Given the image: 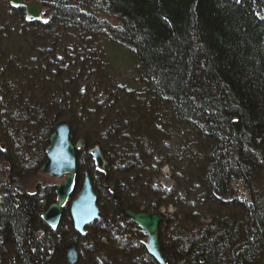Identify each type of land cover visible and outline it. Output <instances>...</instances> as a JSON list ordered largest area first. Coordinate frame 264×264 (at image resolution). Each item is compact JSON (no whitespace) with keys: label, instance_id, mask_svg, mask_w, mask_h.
<instances>
[{"label":"trees","instance_id":"16d2710c","mask_svg":"<svg viewBox=\"0 0 264 264\" xmlns=\"http://www.w3.org/2000/svg\"><path fill=\"white\" fill-rule=\"evenodd\" d=\"M38 1L44 7V22L26 21L22 7H11L9 0H0V37L11 42L4 45L6 48L0 47V168L5 163L7 174L0 184V256L7 258L3 264L11 259L12 264H62L66 238L75 234L68 208L55 228H49L39 217L54 198L52 186L37 180L34 192L30 193L27 187L21 189L28 177L32 178L30 184L37 176L42 178L36 171L44 162L45 144L58 120H65L70 126L72 140L78 137L88 147L98 145L107 161L104 173L96 172L92 166L91 171L85 172L97 194L98 207L104 196L96 184L107 174V181L115 182L114 194L125 193L126 188L131 193L137 191L129 208L139 210V202L150 210L175 206L176 211L165 215L159 228L167 264H264V197H256L254 186L256 175L260 178L258 172L264 166V0ZM108 14H112V22L105 18ZM58 31L94 38L105 36L138 57L141 73L149 77L153 88L152 102L159 105L157 110L162 115L170 113L180 125L189 128L184 144L188 145L187 164H199L195 183L185 184L182 192L178 182L168 188L159 187L154 178L161 165L168 163L166 156L162 154L152 165L154 160L149 155H144V160L133 155L145 145L155 152L163 149V138L153 142L151 136L169 133L141 122L144 113L126 120L123 108L119 111L116 107L117 98L106 90L99 93V82L89 79L91 71L86 73V80L92 86L89 90L84 86L80 92L76 79L81 78L82 72L74 68L75 63L67 56L53 55L57 44L46 46ZM72 94L77 95L75 103L67 101ZM100 94L107 97L105 102L99 99ZM131 94L124 91L119 97L126 114L137 106H145L142 100L131 99ZM11 101L16 107L22 106V101L32 102L33 112L39 113L31 115L28 107L22 109L40 130H36L37 136L27 135L44 140L40 151L37 147L36 152L27 154L34 157V162L28 163L26 154L8 151L6 123L10 120L8 114L16 112L8 105ZM40 101L49 107L37 105ZM139 131L144 135L138 136ZM204 139L211 143L207 149L190 147L194 140ZM85 150L82 147L76 154L77 168L85 158ZM126 153L131 158H113ZM96 176L100 178L95 180ZM126 176L132 187L122 186ZM2 178L0 174V182ZM76 182L80 185L78 171ZM231 183L236 186L235 194L242 192L237 198H232L233 194L228 198ZM152 184L155 188L150 189ZM161 191L165 196L159 198ZM196 191L219 204L237 208V212L232 214L218 206L212 216L208 213V223H200L197 210L180 213L185 206L169 197L173 193L195 196ZM102 210L86 226L82 239L93 234L98 240L96 247L106 251L109 246L117 247L120 264H157L147 254L137 229V239L132 241L126 229L104 218ZM169 225H173V233L162 240L163 229ZM180 230L189 235L176 237L174 233ZM134 242L137 248L142 245L137 251L144 261L132 256L137 254L132 247ZM51 246L54 253L46 258ZM96 247H79L77 261L81 258L83 264H104L89 254Z\"/></svg>","mask_w":264,"mask_h":264},{"label":"rangeland","instance_id":"374dc122","mask_svg":"<svg viewBox=\"0 0 264 264\" xmlns=\"http://www.w3.org/2000/svg\"><path fill=\"white\" fill-rule=\"evenodd\" d=\"M54 36L55 37H53V39L51 41L47 42L46 46L53 47L54 45L57 44L55 46L56 48L53 49V55H55V56L58 55L61 57L63 56L64 58H65V56H67L68 58H70L71 61H73V63H75L74 68L75 69L78 68L80 70V72H82L81 78L76 79V84L80 87V88H78V90L80 92H83L82 88L84 86H88V90L92 86V82L89 80H86V78H87L86 73L88 71H91L92 74L89 76V79H92L94 82H99V84H98L99 93L101 92V90H106L108 95H111V97L115 96L117 98L118 102L116 104V107L118 108L119 111H121L123 108V112H124L123 116L126 115L124 117L126 120L135 119L136 116H139L138 115L139 113L140 114L144 113L143 116H145V117L142 120L140 118L141 122L146 123V124L149 123L150 128L153 127L154 130H158V129L161 131L165 130V133H169L167 135H164L162 133L159 136H157V135L151 136L154 139L153 142L156 141L158 138H160V139L163 138L162 139V142L164 144L162 147L163 149H159V151L157 150L155 152L153 149L150 150L149 145L144 146V155L145 156L149 155L150 156L149 159L151 158L150 160H152V159L154 160V162H152V165L155 162L157 163V160L160 159L162 154L164 156H166L165 158H166L168 163L161 165L159 174L154 178L155 181H157L158 184H160L159 187L161 188V186H162V187L168 188V187H171L173 184L174 185L177 184V182H178L179 189L182 192V190H183L182 188L185 184L192 183V182L195 183V176L199 172V171H197L198 170L197 167H199L198 166L199 164H196V162L192 163V165L187 164L189 162V160H187V158H186L187 154H188V150H187L188 145L184 144V136L187 135L186 131L189 128L183 124L180 125L175 120V118L174 119L172 118L170 113L168 115H166V114L162 115V113L160 114L161 111L157 110L159 105L156 104L155 102H152L150 95H149V98H146V99L142 96L143 89H142V86H141V83L139 80L140 78H139V74H138V69H137V67H135V65L132 63L131 58L126 53L127 49L122 45H118V42L114 43L110 39H108L107 37L102 36V35L101 36L103 38L99 37V36L97 38H94L92 36H89L88 34H87V36H81L78 34L74 35L73 33L69 34L67 31H64V32L58 31V35L56 32V34ZM93 39H98V40L96 41ZM25 40L26 39H24V41ZM42 40H39V41H42ZM9 43H11V42L10 41L5 42L4 45H8ZM62 63L65 65V63H67V62L65 60ZM4 82H7V80H4ZM122 89H124L126 92L132 93L130 95L131 99H134V97H135V99L142 100V102L145 103V106H142V107L137 106L135 111H129V113L126 114L127 113L126 109H125V107L122 106V101H120V98H119L120 94L124 93V91ZM75 97H77V95L72 94L70 96V98L67 99V101L75 103L76 102V100L74 99ZM100 97H101V94H100ZM99 99L105 102L107 97H101ZM14 102L15 101H11L10 104H8L9 106H11L10 109L12 107H14V109H16V112L11 111L8 114L10 116L9 117L10 120L6 123L7 124L6 131L4 133L6 135V138H8V140L10 139L8 141V143H9L8 144V151L15 150L18 153H23L26 155L28 153H32L33 151L36 152L35 149H37V147L39 149L38 151H40L44 146L43 138H41V136L39 138H34V137H32V135H27V134L31 133V134H33V135L35 134V136H37L36 130L38 131L39 129L35 125L33 126V124L31 123V120H30V116L25 114L24 112H22V109L25 107H28V109L32 112L35 111L34 109H32L33 106H35V105H33V103L29 102V101H22V102H20V104L22 106L16 107V106H12L14 104ZM37 105L44 107V109L49 107V104H47L45 102L43 103V101L38 102ZM61 107H63V106H61ZM76 110L79 111V106L76 107ZM37 113H38V111L31 113V115H34V114L36 115ZM77 114H79V113H77ZM23 121H25V122H23ZM38 132H40V130ZM122 132H123V129H122ZM75 135L76 134L73 135L74 138H76ZM143 135L144 134L139 131L138 136H143ZM11 139H13L14 141ZM79 140L83 141V147H85L86 143L82 138L78 139V137H77L75 140L73 139V142L79 141ZM16 144H18V145L16 146ZM21 146H24V148H21ZM25 152H27V153H25ZM23 154H21V155H23ZM24 158H25V160L28 161V163L34 162L33 161L34 157L31 155H27ZM83 159H84L83 161H82V159L80 160V166L77 168L79 183H82L81 180L83 179V176L85 174H87L85 172L91 171L89 169V168H91V164H89L91 162V160L90 159L88 160L86 158H83ZM143 160H144V158H143ZM201 162L203 164L204 159H202ZM4 164L5 163H3L1 168H0V174H2V176H3L0 184H3L4 178L7 175V174H5V171H4V167H5ZM38 169H37V171H38ZM27 171L33 172V171H35V169H30V170L28 169ZM181 174L183 175L182 179L179 178V176L181 177ZM259 174H260V178H258V179L256 178L254 180V186H255V190L257 191L256 197H258V199L261 200L264 197V187H263L264 186V172L259 173ZM107 176H108V174L101 176V178L98 176L95 177V180H97V177L100 178L97 181L98 185L96 184V188H97V190L99 188V192L103 193V196L105 194H106V197L111 196L110 199L106 198L105 201L112 202L111 199L115 201V198L113 195H110L111 194L110 190L108 192H106L105 186L109 187L110 185H112L113 190H114L115 182H111L112 180L110 182L107 181ZM129 179L130 178L128 176H126L125 181L122 182V186H126L127 184H129L131 186ZM37 180L40 181V184H43L44 186L48 187V185H53V184L59 183L61 178L58 181H55L56 182L55 183L53 180H51L49 178H45V177L39 178L37 176L34 183H31V184H30V182H27V179H26V180H23L24 184H26V186H25V188L23 186V188H21V189L26 190L28 188V191L30 193L34 192V190L32 188H33V186H35V183L37 182ZM108 180H110V179H108ZM155 181H154V183H155ZM152 186H153V184L150 186V189H152L154 187V186L153 187ZM230 187H231V195L228 198H231L232 194H233L232 198L233 197L237 198L236 195L242 194V192L240 193V190L238 191V194H235V192H236L235 187L236 186H234L233 183L230 184ZM176 189H177V186H176ZM135 194H137V191L134 193V195ZM161 194H163L162 191L159 192V195H161ZM181 194L182 193H173L169 196L170 199H172V201L173 200L179 201V203H181L183 206H185V208H181L180 213H182L183 211L190 213L191 211L194 212L195 210L199 211L200 213L205 212L204 207L198 201L199 198L201 197L199 191H196L195 196H192L189 194V195H186L183 197ZM147 195H148V192L146 194V197H147ZM161 196H163V195H161ZM150 198H151V201L154 203V198L152 195H150ZM105 201H103V199L101 197V200L99 201L100 206H102V203ZM261 201H263L262 205L264 208V199ZM194 203H197V206L193 205ZM48 205H47V207H48ZM258 208H260V210H261L262 207H260L258 205ZM235 209L237 211V208H235ZM115 211H116V213L122 214V212H119L118 209H116ZM145 211L151 212L152 210L146 209ZM153 211L159 212L161 217L163 216V218H165V215L173 214L174 213L173 211H176V208L174 205L172 206V204H169L167 206H163L159 210H153ZM231 212L233 214V211H231ZM261 212L264 215V209H263V211L261 210ZM208 213H210L212 216V211L207 212V214H205V213L200 214L198 222L208 223V220L210 217V215ZM234 213H235V211H234ZM104 215H105V212L103 210V216ZM108 223H109V221H108ZM168 228L165 227L163 229L164 234L162 236V240L163 239L165 240L172 235L173 225L172 226L169 225ZM125 232H126L127 236H129L132 241H135L137 239L136 233H132L130 229L125 230ZM75 238L76 239L79 238L76 235V233L75 234L73 233V235L68 236L66 238V240H67L66 245L70 244L71 240H75ZM97 242H98V240L96 239V235L88 234V236L84 237V239H82L80 241V247L82 249H84L85 247L94 245V248H95L96 245H98ZM132 247H133V250H135V251L141 250L140 246H139V248L136 247L135 242L132 245ZM116 248L114 246L113 247L109 246V247H107L108 250L106 251V249H104L103 247H96V249L93 251V254H92V252L89 254L93 258L98 257L100 260H102L104 262V264H120L121 261H120V259H118L119 257L116 256L117 251H118ZM136 253L137 254H132L134 259L138 260V258H140V261H144L143 256L138 254V251ZM111 261H113V262H111ZM82 262L84 263L85 261H83L80 258L79 264H83ZM98 262H100V261H98ZM98 262H96V264H99ZM127 264H131V261H130V263L127 262Z\"/></svg>","mask_w":264,"mask_h":264},{"label":"water","instance_id":"95a60500","mask_svg":"<svg viewBox=\"0 0 264 264\" xmlns=\"http://www.w3.org/2000/svg\"><path fill=\"white\" fill-rule=\"evenodd\" d=\"M12 7L18 6L24 9L26 19L32 18L40 21L42 19L43 6L37 0H9ZM69 126L63 120L57 121L53 125L52 132L48 136V145L46 146L45 162L40 167V172L44 175H50L53 178H64L54 188L55 201L49 204V207L41 213L43 221L50 227L56 226L61 219V212L64 204L68 201L71 193L74 191L76 177V151L83 145L79 140L72 143L69 137ZM89 154L94 161V168L102 172L105 165L104 158H101L97 147L90 150ZM96 194L92 192L89 178L85 175L82 179V185L77 195L70 202L69 213L72 218L73 227L79 234H84V226L97 218L98 207ZM129 217L135 225L141 228L147 237L146 247L149 255L158 262L166 264L167 260L163 257L160 246L159 226L162 217L159 213L134 212L132 210H118ZM63 257V264H74L77 259V252L74 250V243L67 245Z\"/></svg>","mask_w":264,"mask_h":264},{"label":"bare ground","instance_id":"6f19581e","mask_svg":"<svg viewBox=\"0 0 264 264\" xmlns=\"http://www.w3.org/2000/svg\"><path fill=\"white\" fill-rule=\"evenodd\" d=\"M111 16H112V14H108V16H105V18L106 19L109 18V22H112L113 21V18ZM4 44H5L4 39L0 37V47L6 48V46H4ZM126 53L131 58L132 63L138 69V74H139V78H140L139 80H140V83H141V86H142V89H143L142 96L146 99V98H149V95H150L151 96V99H152L153 98V88L150 85L149 77L147 75L143 76V74L141 73V66L139 65L138 57L136 55H134L133 52H130L128 50V48H127V52ZM210 145H211V143H208L207 139H204L203 141L202 140H195V141H193V143L190 145V147L192 149L193 148L194 149H198V148H201L202 146H204L202 149L205 150V148L207 149V147H210ZM94 146H95V148L97 147V149L99 150L100 155H101V158H104L102 156V154H101V148L98 145H96V144L91 145V147L85 146L86 147V150L84 151L85 158L88 159V160L91 158V155L89 154V151L92 150L94 148ZM130 152H133V151H130ZM130 156H131L130 154L126 153V154H124L122 156L116 155L113 158H114V160L115 159L126 160L127 158L128 159L131 158ZM133 157L134 158H145V156H144V149L141 147L138 150V153L137 154H134ZM104 160H105V166H106L107 161H106L105 158H104ZM262 172H264V166L261 168V170H260V172H258V174L259 173H262ZM258 177L259 176L256 175V178H258ZM179 178L182 179L183 177H180L179 176ZM31 181H32V178L31 177H28L27 178V182H31ZM92 187H93V184H92ZM124 192L125 193H116L115 195H113L114 198H115V201H112V202L105 201L106 198L109 199V196L106 197V194H105L104 195V198H103L105 202L102 203V208H103V210L105 212L106 217L109 218V221L110 222L115 223V224H118L121 228H124L126 230L127 229L129 230L130 229L132 233H137V231H136V229H137L139 231L140 236H141V232L139 230V227L137 225H135L133 223V221L129 217H127L125 214H123V213H122V215L121 214H117L115 210L118 208V210L119 209H121V210H128L129 209V210H132L134 212H140V211L141 212H146V213H149V212L145 211L146 208H147L146 205H144L143 203H140V202H139V210H135V209L129 208L128 207L129 206L128 204L131 203L132 196H134L133 195L134 193H131V191H129L128 188H126V190H124ZM161 195H159L160 198L162 197ZM139 199H137V200H139ZM198 201H199V203L202 204V206L204 207V210H205V212H202L201 211L202 213H200L199 211L197 212V213H200V214H204V213L207 214V212L213 211L218 206L225 207L226 209H228L229 213H232L231 211L237 212L236 209L233 208V206L231 208L229 204L228 205H224V204H222V202H220V204H219V203L213 201V199L206 197L205 195H201V197L199 198ZM102 208L100 209V211L102 210ZM103 210H102V212H103ZM41 213H42V210L40 211L39 217L43 221V219L41 217ZM106 217H104V218H106ZM45 225H47V224L45 223ZM71 225H72V221H71ZM174 234L178 238H186L189 235L188 234V231H185V230H180L178 232H175ZM48 251H50V253H48L47 256H45L46 258H49L48 256L54 253L53 247L52 246L49 247V250ZM46 258L44 260H46ZM6 259L3 258L2 256H0V264H3V262ZM50 259H51V257H50ZM12 261L13 260L11 259V260L8 261V263H11L12 264ZM154 261H155V263L158 264V262H156L155 259H154ZM8 263L6 262L5 264H8Z\"/></svg>","mask_w":264,"mask_h":264},{"label":"flooded vegetation","instance_id":"af4514ba","mask_svg":"<svg viewBox=\"0 0 264 264\" xmlns=\"http://www.w3.org/2000/svg\"><path fill=\"white\" fill-rule=\"evenodd\" d=\"M111 188H112V190H113V186H112V185H111ZM105 189H106V191H109V187L105 186ZM117 209H118V208H117ZM117 214H119V213H117ZM121 215H122V214H121ZM140 232H141V231H140ZM77 236H78L79 238H77V239L75 238V240H73L74 243H75V249H76V250H78V248L80 247V241H81V240H80V239H81L80 236H79L78 234H77ZM73 241H72V242H73ZM142 245H143V244H142ZM142 245H141V247H142Z\"/></svg>","mask_w":264,"mask_h":264}]
</instances>
